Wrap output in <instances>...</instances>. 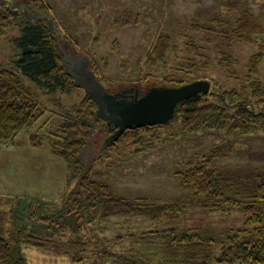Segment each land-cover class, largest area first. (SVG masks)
Listing matches in <instances>:
<instances>
[{"label":"rangeland","instance_id":"1","mask_svg":"<svg viewBox=\"0 0 264 264\" xmlns=\"http://www.w3.org/2000/svg\"><path fill=\"white\" fill-rule=\"evenodd\" d=\"M15 1L25 5L28 2ZM44 2L65 36L62 45L57 43L56 47L61 50L65 42H70L72 54L89 57L98 80L109 93L132 88L146 91L151 84L161 87L164 80L187 83L196 77L211 82L210 92L218 90L217 85L223 90L242 92L253 79L264 83V35L249 44L206 30L210 27L229 30L245 9L264 26V0ZM29 24L34 25L36 21L19 14L9 25L0 28V68L20 74L25 87L39 99L43 114L14 141L0 145V235L10 239L14 247L22 248L28 264H94L96 260L98 264H196L197 260L183 255L171 257L176 250H163L164 237L148 241L141 235L169 228L198 227L204 230L199 233L206 236L211 232L227 234L244 227V212L240 209L230 213L196 212L186 201L192 195L182 188L176 174L201 163L212 154L214 145H223L226 157L215 160L212 167L218 177L232 180L227 195L238 198L243 203L241 208L251 206L253 195L264 185V133L242 136L229 130H202L188 136L182 134V124L177 121L168 127L174 134L170 143L164 141L167 129L160 128L158 140L120 148L121 151L115 149L110 158H100L104 137L103 127L99 126L81 160L94 179L108 183L119 196L176 202L183 206L179 216L165 222L136 217L114 218L101 224L96 220L86 225L82 219L80 224L87 231L84 239H91L93 243L88 248L71 241L75 238V232L70 233L71 226L55 231L53 223V229L43 233L42 215L65 214L62 207L67 194L68 165L53 154L52 144L68 110L80 104L87 94L85 90L67 92L54 81L37 84L21 73L17 62L22 55L16 40ZM56 35L57 32L55 40ZM161 35L171 37L170 48L162 60L154 63L148 57ZM227 52H232V56L229 67L224 68L220 60ZM259 52L263 53V61L258 73L249 76V60ZM212 101L217 102L215 98ZM33 135L37 136L41 148L32 146ZM258 208L264 221V201ZM63 221L62 217L60 222ZM147 252L153 253L150 256ZM73 256L82 257L83 261L73 263Z\"/></svg>","mask_w":264,"mask_h":264},{"label":"trees","instance_id":"2","mask_svg":"<svg viewBox=\"0 0 264 264\" xmlns=\"http://www.w3.org/2000/svg\"><path fill=\"white\" fill-rule=\"evenodd\" d=\"M28 4L30 8L33 7L46 14L50 13L44 0H28ZM17 8L18 4L15 0L12 3L8 0H0V28L9 25L19 14L30 19L25 12L16 11ZM55 21L54 17L53 20H40L34 25L29 24L25 27L22 36L16 40L22 55L17 67L25 77L37 84L54 81L67 92H78L83 89L72 76L65 73L64 61L56 47L55 31L50 28V24ZM213 22L216 24V21ZM198 27L194 26L195 29H204ZM206 30L216 35L227 34L249 44L256 43L264 35V26L246 9L239 13L229 30L222 31L213 27ZM170 39L169 35L158 36L148 59L154 63L162 60L170 48ZM207 41L210 42V39L208 38ZM117 43L115 41V45ZM231 56L232 52L223 54L220 65L228 68ZM262 61V52L251 56L249 76L258 73ZM190 68H193V65ZM94 72L97 75V72ZM198 79L201 78L196 77L187 83ZM162 83L169 87L187 84L178 80H164ZM153 87L158 85L151 84L146 91L143 89L140 91L145 94ZM216 89L218 90L209 94L199 93L184 100L179 104L175 117L168 124L127 130L118 141L113 140L117 127L98 118L96 103L86 95L80 104L68 110V116L57 131V138L52 144L53 154L64 159L68 165L67 194L62 207L65 214L42 215L41 231L49 233L53 229L51 228L53 223L56 225L53 229L55 231L71 226L68 227L70 233L75 232V238L71 241L88 248L93 243L91 239H84L87 232L84 225L93 224L96 220L101 224L114 218L143 217L153 222H165L179 216L183 206L176 202L160 203L144 197L127 199L119 196L108 183L94 179L89 171L85 170L81 158L90 145L92 136L98 132L99 126L103 127L104 137L101 139L103 146L100 158H110L115 149L121 151L120 148L142 145L148 140H158L160 128L167 129L168 136L164 141L168 144L174 138L172 130L168 127L177 121L182 124V134L188 136L202 130H229L242 136L264 133V83L261 80H251L242 88V92L223 90L218 85ZM213 98L217 102H213ZM40 105L39 99L25 87L18 72L9 68H0V145L14 141L24 129L36 124L43 115ZM161 139L162 136L160 142ZM31 144L34 148H41L36 135L31 137ZM211 153L201 163L176 174L180 178L182 188L192 195L191 200H186L187 204L196 212L204 210L209 214L243 210L244 227L237 231L230 230L227 234L213 235L211 232L206 236L199 233L204 230L198 227H190L188 230L169 228L162 232L148 231L142 234L141 238L154 241L158 237H164L163 250H176L170 254L171 257L179 258L183 255L197 260L196 264L197 262L264 264V221L258 208V204L264 201V185H260L253 195L252 205L241 208L243 203L238 198L227 195V188L232 180L218 177L217 170L212 167L215 160L226 157L223 145H214ZM62 217L64 221L60 222ZM82 219L84 225L80 224ZM100 236L103 238V234ZM96 241L99 243L98 240ZM152 253L147 252V255L151 256ZM72 261L81 263L83 258L73 256ZM0 264H28L22 248L14 247L10 239L2 235H0ZM94 264H98V260Z\"/></svg>","mask_w":264,"mask_h":264},{"label":"water","instance_id":"3","mask_svg":"<svg viewBox=\"0 0 264 264\" xmlns=\"http://www.w3.org/2000/svg\"><path fill=\"white\" fill-rule=\"evenodd\" d=\"M16 11H25L26 15L35 21L54 19L53 15L30 8L25 4L18 5ZM50 28L57 32L58 46L62 45L65 36L57 27V23H51ZM57 50L60 55L61 51L64 52L61 57L64 60L65 73L72 76L96 103L98 118L117 127L118 130L113 135L114 141H118L127 130L168 124L175 117L179 104L199 93L209 94L212 88L210 81L197 80L179 87H153L142 96L126 99L123 97V92L115 94L108 92L90 68L91 59L72 54L70 42H65L61 50L59 47Z\"/></svg>","mask_w":264,"mask_h":264},{"label":"flooded vegetation","instance_id":"4","mask_svg":"<svg viewBox=\"0 0 264 264\" xmlns=\"http://www.w3.org/2000/svg\"><path fill=\"white\" fill-rule=\"evenodd\" d=\"M13 2V1H11V0H8V2ZM17 4L18 5H22V3L21 2H19V1H17ZM27 6L28 7H30L29 6V4H28V2H27ZM31 8H33V7H31ZM33 9H35V8H33ZM23 12H25V11H23ZM74 55H76V54H74ZM77 56V55H76ZM79 57V56H78ZM121 92H123L124 93V98H126V99H133V98H136L137 96H142V95H144L143 93L144 92H141L140 91V89H134V88H132V89H130V90H124V91H121Z\"/></svg>","mask_w":264,"mask_h":264}]
</instances>
